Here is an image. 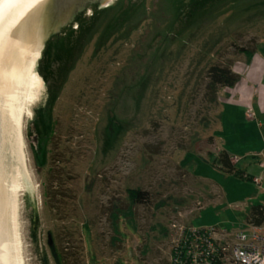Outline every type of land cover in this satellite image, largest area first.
I'll use <instances>...</instances> for the list:
<instances>
[{
	"label": "rangeland",
	"instance_id": "rangeland-1",
	"mask_svg": "<svg viewBox=\"0 0 264 264\" xmlns=\"http://www.w3.org/2000/svg\"><path fill=\"white\" fill-rule=\"evenodd\" d=\"M199 1L93 4L41 49L43 86L18 137L24 264H170L180 228L235 232L264 204V0ZM214 65L236 84L212 86ZM4 115L5 213L18 159ZM224 150L234 172L217 161ZM129 188L148 199L117 232Z\"/></svg>",
	"mask_w": 264,
	"mask_h": 264
},
{
	"label": "bare ground",
	"instance_id": "bare-ground-1",
	"mask_svg": "<svg viewBox=\"0 0 264 264\" xmlns=\"http://www.w3.org/2000/svg\"><path fill=\"white\" fill-rule=\"evenodd\" d=\"M45 1L0 0V112L5 113V118L16 130L17 146L15 145L14 151L18 159L14 180L9 183V190L6 189V194L3 195L8 204L6 214L0 201V264H24L18 228L17 190L22 187L21 175L23 182H26L27 172L25 151H22L23 137L21 136L20 149L18 137L22 131L23 113L31 114L30 104L38 97V89L43 86L35 66L44 44L32 38L30 27L33 26L31 23L35 20L38 8ZM1 188L2 186L0 191Z\"/></svg>",
	"mask_w": 264,
	"mask_h": 264
},
{
	"label": "built area",
	"instance_id": "built-area-1",
	"mask_svg": "<svg viewBox=\"0 0 264 264\" xmlns=\"http://www.w3.org/2000/svg\"><path fill=\"white\" fill-rule=\"evenodd\" d=\"M249 117L254 112L249 109ZM255 180L260 182V178ZM170 264H264V223L235 232H219L215 227L180 228Z\"/></svg>",
	"mask_w": 264,
	"mask_h": 264
},
{
	"label": "water",
	"instance_id": "water-1",
	"mask_svg": "<svg viewBox=\"0 0 264 264\" xmlns=\"http://www.w3.org/2000/svg\"><path fill=\"white\" fill-rule=\"evenodd\" d=\"M110 0H46L32 20L30 35L34 40L45 43L68 25L75 14L84 11L93 4L105 5ZM29 31V29H28Z\"/></svg>",
	"mask_w": 264,
	"mask_h": 264
},
{
	"label": "trees",
	"instance_id": "trees-1",
	"mask_svg": "<svg viewBox=\"0 0 264 264\" xmlns=\"http://www.w3.org/2000/svg\"><path fill=\"white\" fill-rule=\"evenodd\" d=\"M203 0L202 3H204ZM201 2V0L199 1ZM201 3V4H202ZM196 6L197 3H195ZM194 4V5H195ZM195 6V7H196ZM81 15V14H80ZM80 15L77 16L76 20L80 19ZM241 50L243 52H250V50L245 49V48H241ZM69 52V51H68ZM40 68H38L39 72H42L39 70ZM43 74V73H41ZM209 77H210V84L212 86H234L238 80V76L233 72V70L228 67V66H220V65H214L209 69ZM217 161H219V163L221 164V168L227 172H234L235 171V167H234V163L232 160V157L230 155V153L226 150L222 151V153L220 154V156L218 157ZM128 196L130 199V207L124 211V213H119L115 214L114 213V228L115 231L119 232L118 230V219L120 218V216H129V222L131 224V226L134 227V225H132V206L134 204L137 203H141V202H145L148 199V192L141 190V189H134V188H129L128 189ZM248 222L255 224V225H262L264 223V204H260V205H256L253 206L251 208L250 214L248 216ZM117 221V222H116Z\"/></svg>",
	"mask_w": 264,
	"mask_h": 264
},
{
	"label": "crops",
	"instance_id": "crops-1",
	"mask_svg": "<svg viewBox=\"0 0 264 264\" xmlns=\"http://www.w3.org/2000/svg\"><path fill=\"white\" fill-rule=\"evenodd\" d=\"M264 84V83H263ZM264 86V85H263ZM262 86H257L256 88H255V90H254V93H256V95H257V93L259 94L262 90ZM249 109H252V108H249ZM249 109H247V111H246V114H247V112H248V110ZM263 110H264V108H262ZM253 110V109H252ZM253 112H254V110H253ZM248 116V115H247ZM248 118L249 119H253V118H255V117H253V118H250L249 116H248ZM230 154H232L233 152L231 151V150H227ZM233 155V154H232ZM233 157L234 158H236L237 159V157H236V155H233Z\"/></svg>",
	"mask_w": 264,
	"mask_h": 264
},
{
	"label": "flooded vegetation",
	"instance_id": "flooded-vegetation-1",
	"mask_svg": "<svg viewBox=\"0 0 264 264\" xmlns=\"http://www.w3.org/2000/svg\"><path fill=\"white\" fill-rule=\"evenodd\" d=\"M111 1H112V0H111ZM108 5H109V4H108ZM82 12H83V11H80V12H78L77 14H75L74 17H73V20H72L68 25H72V23L76 20L77 16L80 15V14H82ZM66 26H67V25H66ZM66 26H65V27H66ZM65 27H64V28H65ZM61 30H62V29H61ZM56 35H57V34H56Z\"/></svg>",
	"mask_w": 264,
	"mask_h": 264
}]
</instances>
